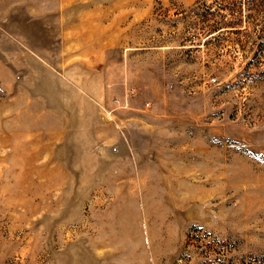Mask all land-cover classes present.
I'll return each instance as SVG.
<instances>
[{
    "label": "rangeland",
    "instance_id": "1",
    "mask_svg": "<svg viewBox=\"0 0 264 264\" xmlns=\"http://www.w3.org/2000/svg\"><path fill=\"white\" fill-rule=\"evenodd\" d=\"M0 264H264V0H0Z\"/></svg>",
    "mask_w": 264,
    "mask_h": 264
}]
</instances>
